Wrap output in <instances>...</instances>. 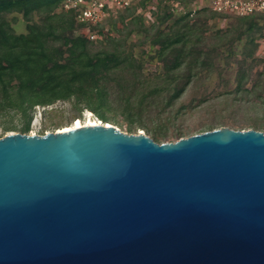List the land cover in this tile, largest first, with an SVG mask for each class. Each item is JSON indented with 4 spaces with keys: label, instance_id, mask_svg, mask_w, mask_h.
Returning <instances> with one entry per match:
<instances>
[{
    "label": "water",
    "instance_id": "1",
    "mask_svg": "<svg viewBox=\"0 0 264 264\" xmlns=\"http://www.w3.org/2000/svg\"><path fill=\"white\" fill-rule=\"evenodd\" d=\"M0 264H264V131L5 134Z\"/></svg>",
    "mask_w": 264,
    "mask_h": 264
},
{
    "label": "rangeland",
    "instance_id": "2",
    "mask_svg": "<svg viewBox=\"0 0 264 264\" xmlns=\"http://www.w3.org/2000/svg\"><path fill=\"white\" fill-rule=\"evenodd\" d=\"M141 1L132 2L135 6L124 24L119 22L116 12L113 14L114 29L104 19L102 31L106 34L96 33L97 41L92 42V48L112 49L120 45L141 61L143 77H153L162 71V62L154 58L157 46L150 45L153 30L148 34L138 29L139 24L133 18L141 16L144 26L149 27L157 24V15L171 12L172 17L161 25L167 28L189 13L197 35L188 42L186 51L194 55L185 59L181 74L190 72V81L179 97L167 104L168 90L140 85L135 82L133 72L124 71L118 76L122 88L109 84L108 101L98 107L105 121L126 133H144L158 143L220 127L264 131V39L260 30L255 28L249 36L242 34L236 38L237 32L245 29V22L234 15L221 14L204 20L203 14L197 16L202 5L195 0L186 4H177L175 0ZM7 20L15 33L27 31L21 14H8ZM33 20L38 21V16L34 15ZM147 93L149 96L139 105L138 97ZM30 114L26 134L54 132L77 120L82 124L88 120L104 122L98 112L73 99L35 105ZM24 122L25 118L13 110L0 109V137L19 132Z\"/></svg>",
    "mask_w": 264,
    "mask_h": 264
},
{
    "label": "trees",
    "instance_id": "3",
    "mask_svg": "<svg viewBox=\"0 0 264 264\" xmlns=\"http://www.w3.org/2000/svg\"><path fill=\"white\" fill-rule=\"evenodd\" d=\"M61 1L0 0V109L13 110L25 118L19 133L28 130L30 111L35 105L45 106L57 100L83 101L90 110L98 112L101 120L107 122L98 107L108 101L109 84L114 83L119 89L122 88L118 76L124 71L133 72L135 82L140 85L168 90L167 104L179 97L191 77L190 72L181 74L185 59L194 55L186 51L188 42L197 35L196 24L190 23L189 13L167 28H161V25L172 17L171 12L157 15V24L149 27L144 26L141 16L133 18L139 24L138 29L148 34L153 30L150 45L157 46L154 58L162 62L161 72L145 78L141 75V61L125 52L120 45L112 49L103 47L94 50L92 42L97 38L91 40L82 32L85 25L76 20L73 10L58 8ZM189 1L194 0H175L177 4ZM134 6L132 4L116 11L119 22L124 24V19L129 17ZM196 13L197 16L203 14L204 20L221 14L206 7ZM8 14H21L26 21L27 31L15 33L7 20ZM34 15L38 16V21L33 20ZM115 16L111 14L106 18L112 28L115 27L112 21ZM236 17L246 24L244 30L237 32L236 38L242 34L249 36L255 28L263 35V13ZM102 28L103 23L100 22L90 30L105 36ZM147 94L138 97L139 105L149 96Z\"/></svg>",
    "mask_w": 264,
    "mask_h": 264
},
{
    "label": "built area",
    "instance_id": "4",
    "mask_svg": "<svg viewBox=\"0 0 264 264\" xmlns=\"http://www.w3.org/2000/svg\"><path fill=\"white\" fill-rule=\"evenodd\" d=\"M134 0H62L59 9L73 10L78 22L84 23L83 33L90 39L96 38V32L90 28L97 26L109 15L132 5ZM201 7L214 12L235 16H246L254 13L264 14V0H195ZM264 39V32H263Z\"/></svg>",
    "mask_w": 264,
    "mask_h": 264
},
{
    "label": "bare ground",
    "instance_id": "5",
    "mask_svg": "<svg viewBox=\"0 0 264 264\" xmlns=\"http://www.w3.org/2000/svg\"><path fill=\"white\" fill-rule=\"evenodd\" d=\"M35 123V120L32 121V124ZM102 123H105L106 125L110 124L109 122H102ZM95 124H98V122L96 121H92V120H88L86 123L82 124L80 123L78 120L73 122L71 125H65V126H62V127H59L57 128V131L58 132H62V131H66V130H69L70 128H73V127H80V126H83V125H95Z\"/></svg>",
    "mask_w": 264,
    "mask_h": 264
}]
</instances>
